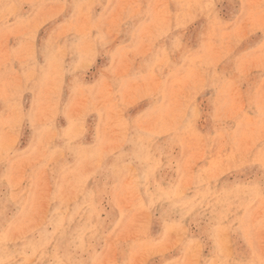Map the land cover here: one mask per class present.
Masks as SVG:
<instances>
[{
  "label": "rangeland",
  "instance_id": "1",
  "mask_svg": "<svg viewBox=\"0 0 264 264\" xmlns=\"http://www.w3.org/2000/svg\"><path fill=\"white\" fill-rule=\"evenodd\" d=\"M0 264H264V0H0Z\"/></svg>",
  "mask_w": 264,
  "mask_h": 264
},
{
  "label": "bare ground",
  "instance_id": "2",
  "mask_svg": "<svg viewBox=\"0 0 264 264\" xmlns=\"http://www.w3.org/2000/svg\"><path fill=\"white\" fill-rule=\"evenodd\" d=\"M182 97H183V96H182ZM255 157H256V156H255ZM251 159H252V161H253V158H251ZM255 160H256V159H255ZM198 172H199V170H198ZM202 174H203V173H201V175H202ZM141 177H142V176H141ZM200 177H201V176H200ZM200 177H199V178H200ZM194 179H195V178H194ZM208 179H209V178H208ZM199 180H200V179H199ZM218 180H219V179H218ZM142 181H144V180H142ZM160 181H161V180H160ZM160 181H159V182H160ZM196 181H197V180H196ZM222 181H223V180H222ZM166 182H167V181H166ZM215 182H216V181H215ZM215 182H214V183H215ZM217 182H218V181H217ZM170 183H171V182H170ZM193 183L195 184V182H193ZM207 183H208V182H207ZM220 183H221V182H220ZM235 183H236V182H235ZM151 184L153 185V182H152ZM217 184H219V183H217ZM229 184H230V183H229ZM229 184H228V185H229ZM231 184H232V183H231ZM249 184H250V183H249ZM208 185H209V184H208ZM210 186H214V185H211V184H210ZM224 186H225V184H224ZM219 187H220V186H219ZM153 188H154V187H153ZM155 188H156V187H155ZM196 188H197V186H196ZM199 188H200V187H199ZM214 188H215V187H214ZM227 188H228V187H227ZM202 189H203V188H202ZM205 189H206V187H205ZM205 189H204V190H205ZM208 189H209V188H208ZM221 189H222V188H220L219 190H221ZM224 189H225V188H224ZM151 190H152V189H151ZM193 190H194V189H193ZM210 190H211V189H210ZM225 190H227V189H225ZM228 190H229V189H228ZM228 190H227V191H228ZM230 190H231V189H230ZM230 190H229V192H231ZM232 190H233V189H232ZM156 191H158V190H156ZM207 191H208V190H207ZM227 191H226V192H227ZM203 192H204V191H203ZM229 192H227V194H228ZM234 192H235V190H234ZM234 192L232 191V193H234ZM221 193H222V191H221ZM224 193H225V191H224ZM205 195H206V194H205ZM230 195H231V194H230ZM233 196H234V195H233ZM236 196H237V195H236ZM236 196H235L234 198H236ZM184 197H185V196H184ZM221 198H222V197H221ZM240 198H241V197H240ZM222 199H223V198H222ZM230 199H231V198H230ZM219 200H220V199H219ZM223 200H224V199H223ZM182 201H183V200H182ZM182 201H181V202H182ZM216 201H218V200H216ZM220 201H221V200H220ZM259 201H260V200H259ZM174 202H175V201H174ZM183 202H184L183 204L186 203V201H183ZM145 203H146V202H145ZM188 203H189V202H188ZM214 203H215V201H214ZM232 203H233V202H232ZM232 205H233V204H232ZM234 205H235V204H234ZM219 206H221V205H219ZM229 206H230V205H229ZM235 206H236V205H235ZM226 207H227V206H226ZM216 208H217V207H216ZM221 208H222V207H221ZM213 209H214V208H213ZM236 209H237V208H236ZM221 210H222V209H221ZM221 210H220V212H221ZM239 212H240V211H239ZM173 213H174V212H173ZM216 214H217V213H215V215H216ZM182 215H183V214H182ZM182 215H181V216H182ZM165 216H166V215H165ZM217 217H218V216H217ZM222 217H223V216H222ZM226 220H227V219H226ZM214 223H215V222H214ZM222 225H223V224H222Z\"/></svg>",
  "mask_w": 264,
  "mask_h": 264
}]
</instances>
